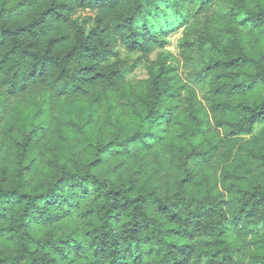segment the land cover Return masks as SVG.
Returning a JSON list of instances; mask_svg holds the SVG:
<instances>
[{"label":"trees","instance_id":"trees-1","mask_svg":"<svg viewBox=\"0 0 264 264\" xmlns=\"http://www.w3.org/2000/svg\"><path fill=\"white\" fill-rule=\"evenodd\" d=\"M170 1L0 0V264H264V0Z\"/></svg>","mask_w":264,"mask_h":264},{"label":"rangeland","instance_id":"rangeland-1","mask_svg":"<svg viewBox=\"0 0 264 264\" xmlns=\"http://www.w3.org/2000/svg\"><path fill=\"white\" fill-rule=\"evenodd\" d=\"M185 6L187 7L183 9V14H186L188 17V14L191 15L192 13L193 18L187 24L182 26H180V24L178 25V23L172 26L173 22H176L175 20L173 21V16H171V29H169L168 32L160 30L162 43L161 45L154 47L149 54L141 52L129 53L122 48H118L115 58L122 59L126 62L128 66L126 74L128 80H146L149 76L151 66L158 61L159 57H165L168 60L167 66H172V68L175 69L173 72L180 76L183 83L193 85L198 91L200 97L208 91L209 88L206 81L199 80L193 82L188 75L189 72L199 70L205 62L207 53H198L196 48L192 50V56H188L184 51L185 44L200 41L202 30V25H199L196 22L192 24V21L197 14V8L191 12L192 5L189 1ZM161 9H164L168 14H171L173 10L172 2L170 0H161L160 8L156 10L155 13L149 8L148 14L151 21L155 20L156 13L161 11Z\"/></svg>","mask_w":264,"mask_h":264}]
</instances>
